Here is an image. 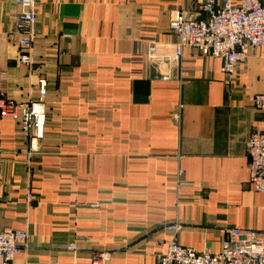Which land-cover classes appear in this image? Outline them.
Segmentation results:
<instances>
[{
    "label": "crops",
    "instance_id": "crops-1",
    "mask_svg": "<svg viewBox=\"0 0 264 264\" xmlns=\"http://www.w3.org/2000/svg\"><path fill=\"white\" fill-rule=\"evenodd\" d=\"M36 1L23 65L16 0H0V92L26 104L45 85L37 150L19 120L0 117V228L28 235L12 264H90L95 250L106 264H158L174 222L198 252H217L231 227L264 245L245 152L264 131L251 103L264 93V48L227 77L196 49L165 59L177 45L170 15L196 0Z\"/></svg>",
    "mask_w": 264,
    "mask_h": 264
},
{
    "label": "built area",
    "instance_id": "built-area-1",
    "mask_svg": "<svg viewBox=\"0 0 264 264\" xmlns=\"http://www.w3.org/2000/svg\"><path fill=\"white\" fill-rule=\"evenodd\" d=\"M16 3L14 31L18 35L19 62L30 65L37 1L16 0ZM168 26L177 37V45L174 52L165 57L167 62L179 63L183 48H192L202 55L220 59V71L230 77L245 63L252 49L264 48V0H240L238 3L196 0L192 7L174 11ZM4 79L5 75L0 73V81ZM44 86L42 82L39 84L40 98L26 104H19L0 92V117L19 120L21 133L31 143L30 151L37 150V143L43 138ZM251 103L256 110L264 112V93L254 94ZM173 120L178 122V113ZM245 152L248 184L254 192L264 194V131H253L249 135ZM166 229L170 237L166 251L158 257V264H264L263 241L252 229H224L220 249L214 253L183 246L178 240L179 223L174 222ZM27 238L24 230L0 228V264H12ZM66 250L74 252L76 247L69 245ZM108 260V252L95 250L91 253L90 264H106Z\"/></svg>",
    "mask_w": 264,
    "mask_h": 264
}]
</instances>
